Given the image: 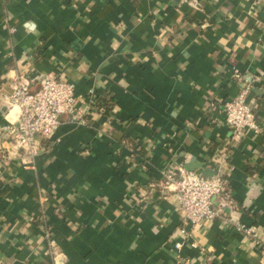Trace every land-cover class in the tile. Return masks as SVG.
Listing matches in <instances>:
<instances>
[{
	"label": "crops",
	"instance_id": "crops-1",
	"mask_svg": "<svg viewBox=\"0 0 264 264\" xmlns=\"http://www.w3.org/2000/svg\"><path fill=\"white\" fill-rule=\"evenodd\" d=\"M47 74L83 123L63 115L26 169L1 128L14 78ZM244 86L261 130L239 135L222 103ZM180 164L235 207L185 225L154 187ZM263 244L264 0H0V264H264Z\"/></svg>",
	"mask_w": 264,
	"mask_h": 264
},
{
	"label": "built area",
	"instance_id": "built-area-1",
	"mask_svg": "<svg viewBox=\"0 0 264 264\" xmlns=\"http://www.w3.org/2000/svg\"><path fill=\"white\" fill-rule=\"evenodd\" d=\"M29 86L25 78H14L8 104L16 109L17 121L6 124L1 131L7 136V155L20 159L24 168L34 169V161L41 153V140L54 133L60 118L69 115L72 120L82 124L83 116L74 107V86L60 77L47 74L39 81L36 90L31 91ZM249 92L250 87L244 86L231 99L222 103L224 123L235 134L242 135L245 130H261L256 122L254 102L249 98ZM225 184L221 174L207 176L189 171L180 164L162 171L154 187H158L161 195L172 193L175 196L182 222L194 228L203 221L217 220L223 216L222 209L215 208L213 199H217L221 206L230 209L235 207L231 191ZM242 228L246 235L253 232L251 227L245 229L240 226ZM179 233L182 237L188 236L184 228ZM51 243L49 241V245ZM179 247L180 243H176L175 248Z\"/></svg>",
	"mask_w": 264,
	"mask_h": 264
},
{
	"label": "water",
	"instance_id": "water-1",
	"mask_svg": "<svg viewBox=\"0 0 264 264\" xmlns=\"http://www.w3.org/2000/svg\"><path fill=\"white\" fill-rule=\"evenodd\" d=\"M187 170H189V171H193V168H186ZM208 176V175H207Z\"/></svg>",
	"mask_w": 264,
	"mask_h": 264
},
{
	"label": "trees",
	"instance_id": "trees-1",
	"mask_svg": "<svg viewBox=\"0 0 264 264\" xmlns=\"http://www.w3.org/2000/svg\"><path fill=\"white\" fill-rule=\"evenodd\" d=\"M255 112V111H254ZM225 186L229 189V187L227 186V184H225ZM230 190V189H229Z\"/></svg>",
	"mask_w": 264,
	"mask_h": 264
}]
</instances>
